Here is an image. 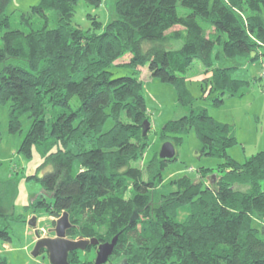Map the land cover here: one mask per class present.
<instances>
[{"label":"trees","instance_id":"1","mask_svg":"<svg viewBox=\"0 0 264 264\" xmlns=\"http://www.w3.org/2000/svg\"><path fill=\"white\" fill-rule=\"evenodd\" d=\"M10 1L0 0V104H10V133L21 132L23 116L30 120L18 152L30 158L34 150L40 169H50L40 183L52 201L42 196L31 205L52 218L67 213L68 238L104 243L117 236L106 264H264V151L241 165L233 162L226 149L236 141L234 126L213 119L206 108H193L184 76L197 61L225 82L200 83L202 98L207 91L215 94L212 105L245 86L231 78L235 67L213 65L264 55V0H115L114 19L104 26L93 20L87 30L71 23L77 0H40L32 12L45 23L34 28L21 16L27 31L11 29L5 13ZM86 2L98 7L101 0ZM47 11L54 13L52 28ZM127 54L118 66L132 75L113 78L111 67ZM145 66L151 77L172 85L188 108L163 124L161 138L175 148L194 128L202 154L225 160L218 173L201 168L198 179H166L164 165L175 156L154 155L143 167L134 166L145 154L150 130L142 135L149 116L138 77ZM15 190L14 180L0 182V218L14 217ZM184 206L188 212L179 222ZM0 237L9 240L4 229ZM90 250L96 247L69 252V264H94L80 259Z\"/></svg>","mask_w":264,"mask_h":264},{"label":"rangeland","instance_id":"2","mask_svg":"<svg viewBox=\"0 0 264 264\" xmlns=\"http://www.w3.org/2000/svg\"><path fill=\"white\" fill-rule=\"evenodd\" d=\"M40 0H11L5 13L10 17L11 29L27 31L29 26L20 21L21 16L28 17L34 28H39L45 23L43 18L35 15L33 7L37 6ZM115 0H101L98 7L86 2L77 0L74 4V14L71 20L73 26L81 30L91 28L92 21L96 20L102 26L114 19ZM181 13L188 12L178 6ZM49 18L48 28L54 27V13L46 12ZM264 19V13H262ZM174 27L171 30H176ZM100 33L99 31H96ZM176 47V43L170 44ZM178 46L180 44L178 43ZM177 46V47H178ZM218 48L215 47L216 51ZM258 54L261 55L262 49ZM130 56L124 55L115 61L111 67L112 77L130 76L132 70L126 67H119V64L127 62ZM252 57V56H250ZM228 59V58H226ZM264 55L256 60L250 61L249 57H237L232 60L217 62L213 68L219 66L235 67L230 71L233 79L246 81V85L237 88L232 96L228 94L223 97L222 102L212 105L209 91L204 92L201 97L200 83L205 87L222 84V79L213 75L211 69L205 68L201 63L195 61L184 76L186 77V88L190 91L193 99V108H206L207 113L215 120L231 124L235 128L236 141L226 149L227 156L237 165L243 164L252 155L264 151ZM212 68V67H211ZM222 68V67H221ZM139 79L142 82L143 96L150 121V130L147 133L148 146L143 158L134 166L140 168L146 165L153 156H158L159 150L167 138H161V128L164 123L175 120L188 113V108L182 107L177 99L175 88L167 83L161 82L158 78L151 77L148 68H139ZM74 99L71 102L72 108L77 106ZM9 103L0 104V182L14 180L16 182L15 196L11 200L13 218H0V231L3 229L8 233L9 240L0 237V263L4 264H48L45 253L32 256L35 241L38 238L53 236L51 220L48 212L43 207L33 206L31 202L39 201L44 197L47 202L52 198L49 193L43 191L40 178L47 170L40 169L42 159L33 150L32 156L26 158L18 152L21 139L29 128L30 120L27 116L21 118V132L12 134L8 131V108ZM47 113L46 119L50 118ZM111 125L110 120L106 122L104 129ZM203 143L198 137L194 128L184 136L178 143H175V160L164 165V178L179 177L186 175L198 179L201 168L211 169L214 174L218 173V166L225 160L223 158L202 154ZM192 171H188V169ZM78 162L74 161L73 172L78 170ZM36 201V202H37ZM34 204V203H33ZM188 206L180 208L176 220L183 222L188 212ZM9 213V212H8ZM264 226V225H263ZM264 230V228H263ZM39 235V237H37ZM264 238V235H260ZM87 257L80 255V259L94 260L95 250L88 251ZM118 261H113L118 264Z\"/></svg>","mask_w":264,"mask_h":264},{"label":"water","instance_id":"3","mask_svg":"<svg viewBox=\"0 0 264 264\" xmlns=\"http://www.w3.org/2000/svg\"><path fill=\"white\" fill-rule=\"evenodd\" d=\"M142 135L145 136L150 128V122L144 120L142 124ZM175 156V148L172 143L165 141L158 153L160 159L170 160ZM54 225L50 229L54 235L38 238L35 241L32 250V256H37L43 250L47 256L48 264H69L67 258L69 252L80 250L84 251L87 246L96 247L94 264H106L108 258L112 255L114 247L117 243V236H114L109 242H99L97 238L86 239L78 237L76 239L68 238L66 230L71 224L68 220V214L62 213L58 218H51V223ZM118 264H127L122 260Z\"/></svg>","mask_w":264,"mask_h":264},{"label":"crops","instance_id":"4","mask_svg":"<svg viewBox=\"0 0 264 264\" xmlns=\"http://www.w3.org/2000/svg\"><path fill=\"white\" fill-rule=\"evenodd\" d=\"M263 67H264V65H263ZM264 69V68H263ZM170 177H172V176H170ZM180 212V211H179ZM37 237H39V235L37 236ZM119 262H121V261H119ZM119 262H117V263H119Z\"/></svg>","mask_w":264,"mask_h":264}]
</instances>
